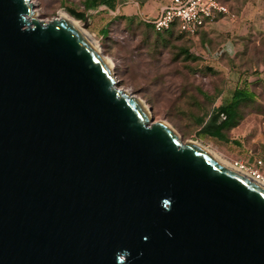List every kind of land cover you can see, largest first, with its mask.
Listing matches in <instances>:
<instances>
[{"label":"water","instance_id":"95a60500","mask_svg":"<svg viewBox=\"0 0 264 264\" xmlns=\"http://www.w3.org/2000/svg\"><path fill=\"white\" fill-rule=\"evenodd\" d=\"M37 15L0 0V264H264V183L153 122L79 30Z\"/></svg>","mask_w":264,"mask_h":264},{"label":"rangeland","instance_id":"374dc122","mask_svg":"<svg viewBox=\"0 0 264 264\" xmlns=\"http://www.w3.org/2000/svg\"><path fill=\"white\" fill-rule=\"evenodd\" d=\"M87 1L32 0L38 18L46 23L59 19L61 13L77 20L68 10L86 14L87 27L86 19L77 21L112 64L117 88L141 100L153 122L167 123L183 142H199L232 165L255 159L264 162V0H220L237 15L249 1L254 3L245 22L252 25L247 28L252 34L250 44L241 45L238 58L220 61L211 57L205 45L193 43L178 31L158 36L144 20L120 15L118 1L114 8L100 3L94 10L87 9ZM150 6L143 5V11ZM253 11L261 14L252 16ZM157 17L153 12L147 19ZM223 48L231 53V45ZM236 91L247 97L223 131V139L202 133L211 116L233 102Z\"/></svg>","mask_w":264,"mask_h":264},{"label":"built area","instance_id":"2783aa9c","mask_svg":"<svg viewBox=\"0 0 264 264\" xmlns=\"http://www.w3.org/2000/svg\"><path fill=\"white\" fill-rule=\"evenodd\" d=\"M166 5L154 20L146 19L145 22L151 24L159 33L169 31L175 23L181 33L193 37L203 26L213 23L219 15L228 19H235L236 16L228 6L218 0H166ZM234 166L242 172L250 175L264 183V173L262 169L264 162L255 159L249 162H235Z\"/></svg>","mask_w":264,"mask_h":264},{"label":"trees","instance_id":"16d2710c","mask_svg":"<svg viewBox=\"0 0 264 264\" xmlns=\"http://www.w3.org/2000/svg\"><path fill=\"white\" fill-rule=\"evenodd\" d=\"M115 1H118V0H88L87 9L94 10L98 7L100 3H105L107 5H110L112 8H114ZM218 1L224 4L222 1L220 0ZM229 9L231 10L230 7ZM68 12L71 16H73L77 20H85V18L87 17L85 13L76 12L75 10H68ZM227 19L228 18L222 15H219L215 22L209 23L201 27L193 37L187 34L181 33L178 27V23L177 24L175 23V25L169 31H166L164 33L157 32L151 24L147 23V26H149L152 29V31L158 36H163L168 33L178 31L180 35L184 36L185 38L192 41L193 43L205 45L207 52L211 55V57L214 56L213 59L220 61V60H224V58L236 59L239 56H241V51H242L241 50L242 48H240L241 46L239 47V49H236L235 46L231 43L232 45H231V53H230V51H227L223 48V46L227 44V41H228L227 38L225 37L214 38L210 36L209 34V31H208L209 27L213 26L214 24H217L221 20H227ZM249 39H252V38L249 37L247 40H243L242 42V44H244L243 46L250 44L251 40ZM246 97H247V94H245L244 92L236 91L234 98H233V102L228 106H223L222 108L219 109V111L215 115L211 116L210 122L207 123L203 127L202 133L207 134L209 136L223 139L224 137L223 131L230 127L231 122L236 117L237 109L239 105L242 103V101L246 99ZM222 115L226 117V120L222 123H219V117Z\"/></svg>","mask_w":264,"mask_h":264},{"label":"crops","instance_id":"0c3cea01","mask_svg":"<svg viewBox=\"0 0 264 264\" xmlns=\"http://www.w3.org/2000/svg\"><path fill=\"white\" fill-rule=\"evenodd\" d=\"M151 5L147 12L143 11V5ZM166 5V0H118L117 12L125 17H137L141 20L151 18L153 12L159 15L162 8ZM254 5L253 1H249L247 7L241 14H235V19L221 20L217 24L208 28L210 36L214 38L225 37L227 38V44L234 45L237 49L241 46L243 40H247L252 34L248 31L251 24L246 26L245 22L248 21L249 10ZM255 7H253V10ZM247 9V10H246ZM260 15L257 11L252 12V16ZM232 43V44H231ZM226 44V45H227Z\"/></svg>","mask_w":264,"mask_h":264},{"label":"bare ground","instance_id":"6f19581e","mask_svg":"<svg viewBox=\"0 0 264 264\" xmlns=\"http://www.w3.org/2000/svg\"><path fill=\"white\" fill-rule=\"evenodd\" d=\"M58 20H63V21H67L69 22L74 28H76L77 30H79V32L95 47V49L97 51H99V47L97 45V43L95 42V40L89 35V33L85 30L83 24L80 22V21H77L73 18H71L70 16H68L67 14L65 13H61L60 14V18ZM167 124V123H165ZM168 125V124H167ZM169 126V125H168ZM172 130H174L171 126H169ZM175 131V130H174ZM176 132V131H175ZM177 133V132H176ZM178 135V133H177ZM178 137L180 138V136L178 135ZM186 144H189V145H196L198 144L199 142H195V141H187V142H184ZM203 145V144H202ZM204 146V145H203ZM215 158L216 160L227 166V167H231L233 168L234 165H232L229 161L223 159L218 153H216L215 151H213L211 148L209 147H206L204 146ZM236 168V167H235ZM239 170V168H236Z\"/></svg>","mask_w":264,"mask_h":264},{"label":"flooded vegetation","instance_id":"af4514ba","mask_svg":"<svg viewBox=\"0 0 264 264\" xmlns=\"http://www.w3.org/2000/svg\"><path fill=\"white\" fill-rule=\"evenodd\" d=\"M222 116H223V115H222ZM220 117H221V116H220ZM223 119H224V120H223V122H224V121L226 120V117L224 116Z\"/></svg>","mask_w":264,"mask_h":264}]
</instances>
